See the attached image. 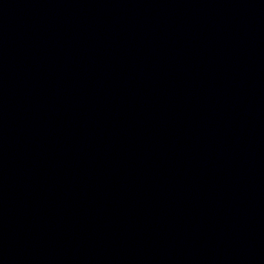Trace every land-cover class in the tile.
Returning a JSON list of instances; mask_svg holds the SVG:
<instances>
[{
    "label": "water",
    "instance_id": "1",
    "mask_svg": "<svg viewBox=\"0 0 264 264\" xmlns=\"http://www.w3.org/2000/svg\"><path fill=\"white\" fill-rule=\"evenodd\" d=\"M0 264H264V0H0Z\"/></svg>",
    "mask_w": 264,
    "mask_h": 264
}]
</instances>
